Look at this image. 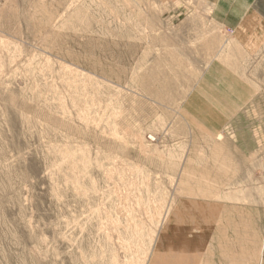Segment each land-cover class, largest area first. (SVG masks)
<instances>
[{"label":"rangeland","instance_id":"obj_1","mask_svg":"<svg viewBox=\"0 0 264 264\" xmlns=\"http://www.w3.org/2000/svg\"><path fill=\"white\" fill-rule=\"evenodd\" d=\"M230 34L202 0H0V264H149L174 218L159 264H264V59L240 115L187 108Z\"/></svg>","mask_w":264,"mask_h":264},{"label":"crops","instance_id":"obj_2","mask_svg":"<svg viewBox=\"0 0 264 264\" xmlns=\"http://www.w3.org/2000/svg\"><path fill=\"white\" fill-rule=\"evenodd\" d=\"M202 1L210 9L214 25L224 32L231 31V44L224 46L222 52L208 64L210 69L195 87L191 95L196 96H191L187 108L190 104L193 114L237 116L245 108V101L253 97L251 89L256 91V78L251 80L244 74L233 76V67L255 66V62L264 59V0ZM260 66H264V62ZM263 79L264 75L259 76L260 82ZM213 82L218 85H213ZM204 83H208V86L205 87ZM213 87L221 90L220 95V92H207L209 100L217 99L216 102L212 106L210 104L209 108L193 107L196 106L193 98Z\"/></svg>","mask_w":264,"mask_h":264},{"label":"bare ground","instance_id":"obj_3","mask_svg":"<svg viewBox=\"0 0 264 264\" xmlns=\"http://www.w3.org/2000/svg\"><path fill=\"white\" fill-rule=\"evenodd\" d=\"M167 216H168V213L164 216L162 223H164V221L166 222L169 219V217ZM178 220L179 219H175V218L170 220V223L167 226L168 229L166 227L164 230L163 229L160 230L156 242L158 240L159 241L156 243V245L153 248L149 264H159L158 256L160 255V252L162 249H163L162 250L163 252H164V249H166V253L168 256L170 255L173 259L174 258L177 259L178 253H179L178 244L180 243V238L179 236L176 235V232H174V234L172 233L178 226V223H177ZM162 225H165V223ZM183 252L186 253L185 248L183 249Z\"/></svg>","mask_w":264,"mask_h":264}]
</instances>
